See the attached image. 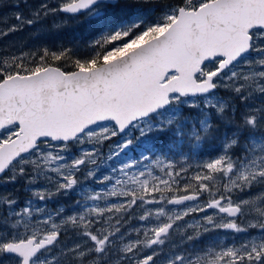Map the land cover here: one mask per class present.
<instances>
[{
	"label": "snow or ice",
	"instance_id": "1",
	"mask_svg": "<svg viewBox=\"0 0 264 264\" xmlns=\"http://www.w3.org/2000/svg\"><path fill=\"white\" fill-rule=\"evenodd\" d=\"M15 7L0 40L49 17L92 36L0 55V185L27 194L0 193V264H264V0ZM202 144L195 170L169 156ZM213 230L245 236L198 247Z\"/></svg>",
	"mask_w": 264,
	"mask_h": 264
},
{
	"label": "rangeland",
	"instance_id": "2",
	"mask_svg": "<svg viewBox=\"0 0 264 264\" xmlns=\"http://www.w3.org/2000/svg\"><path fill=\"white\" fill-rule=\"evenodd\" d=\"M35 2L36 0H29L30 4ZM15 4H16V0H4V4L0 5V19L7 18L9 20V23H15L14 13L16 11L24 12L23 7L17 9L15 7ZM55 23H59V20L54 21L51 17H49L44 22L38 21L37 25L34 27H27L22 31L14 33L13 35L9 36L6 39L0 40V55L4 54L5 49L10 50L13 44H15V49L17 53H19V51L21 50L29 51V50H35L38 47H44V46L50 47V41H51V45L56 44L57 41H59V39L61 38L64 26L57 29L53 27ZM218 146L219 145H217V147ZM181 150L184 152L185 156L187 157L186 160H182V158L179 155L173 157L171 152H169V156L174 160H176L178 163H184L186 167L190 166V171L195 170L199 162L209 159L210 158L209 153L215 155L213 149L208 150L206 146L203 147V144L200 145L198 148H194L191 145H183ZM105 152H107V148H105ZM129 156L132 158H138L139 150L130 151ZM101 172L107 174V172L103 168L101 169ZM86 186H90L94 188L99 187L98 185L95 184L86 185ZM16 189H19L21 199L24 198L25 195H27L25 191L20 187V185H16ZM16 189H14L11 185H7V186L0 185V193L12 192L15 191ZM255 192L256 189H253V193ZM238 195L242 196L245 199L248 198L247 194L245 193H238ZM77 199H81L79 192L69 193L68 196L57 197L56 199L49 201L47 206L49 209L64 207L66 214H72L79 210L76 208L74 203V201ZM186 220H188L189 223L195 224L197 220H200V214H194L193 217L186 218ZM133 223L136 222L134 221ZM224 232L228 234H224ZM252 234L259 235V233L256 230H252ZM244 236L245 234H235L226 230H213L209 233H205L200 238L202 243H199L198 247H205L208 244L212 243L213 241H222L224 244L234 243L242 239Z\"/></svg>",
	"mask_w": 264,
	"mask_h": 264
},
{
	"label": "trees",
	"instance_id": "3",
	"mask_svg": "<svg viewBox=\"0 0 264 264\" xmlns=\"http://www.w3.org/2000/svg\"><path fill=\"white\" fill-rule=\"evenodd\" d=\"M92 36V26L88 23H77L71 22L67 24L63 28V32L61 38L59 40L62 41L61 45L53 44L50 47L53 49L59 48L61 46L67 47H80L84 45V43L89 40ZM223 126H221L222 129ZM224 130L221 131V133Z\"/></svg>",
	"mask_w": 264,
	"mask_h": 264
}]
</instances>
